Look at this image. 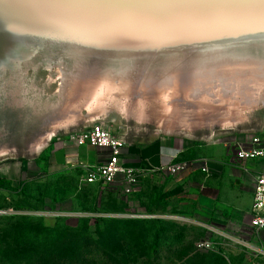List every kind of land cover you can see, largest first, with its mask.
Wrapping results in <instances>:
<instances>
[{
	"label": "rangeland",
	"instance_id": "1",
	"mask_svg": "<svg viewBox=\"0 0 264 264\" xmlns=\"http://www.w3.org/2000/svg\"><path fill=\"white\" fill-rule=\"evenodd\" d=\"M179 30L202 37L201 67L183 55L184 70L198 72L200 82L164 95L163 46ZM214 44L252 55L242 64H210ZM237 94L257 99L244 102ZM261 107L264 21L255 12L215 0H0V146L18 148L0 159V168L31 160L28 143L86 120L107 118L103 126L120 138L209 136L233 122L250 123ZM172 185L142 177L126 194L72 174L48 175L37 165L19 184L0 187V251L27 230L35 244L68 238V257L77 262L85 252V264H264L242 231L213 221L211 204L199 211L186 203L183 186ZM44 228L59 232L51 236ZM202 242L212 248L199 249ZM0 264L25 263L0 257Z\"/></svg>",
	"mask_w": 264,
	"mask_h": 264
},
{
	"label": "crops",
	"instance_id": "2",
	"mask_svg": "<svg viewBox=\"0 0 264 264\" xmlns=\"http://www.w3.org/2000/svg\"><path fill=\"white\" fill-rule=\"evenodd\" d=\"M84 125L56 136L31 160L3 162L0 180L19 184L21 174L39 165L48 175L72 174L84 182L82 167L105 165L112 156L109 149L77 144L76 136ZM256 136L264 142V110L257 113L250 125L209 137L185 133L124 134L120 160L125 167L140 172L141 177L163 182L168 178L172 186H183L186 203L199 211L203 205L211 204L215 212L213 221L242 231L245 244L258 256L264 254V233L256 231L251 221L256 179L264 175V158L247 162L237 158L238 148H247ZM171 164L184 165L185 170L174 176L161 171ZM121 183L116 186L122 188ZM205 219L211 220L208 216Z\"/></svg>",
	"mask_w": 264,
	"mask_h": 264
},
{
	"label": "built area",
	"instance_id": "3",
	"mask_svg": "<svg viewBox=\"0 0 264 264\" xmlns=\"http://www.w3.org/2000/svg\"><path fill=\"white\" fill-rule=\"evenodd\" d=\"M76 141L79 146L90 145L96 148L109 149L110 161L99 167H82L85 172L84 183L87 185L113 186L122 182V190L131 194L138 185L141 173L125 167L120 160V150L125 145L122 138L116 136L112 131L101 124L92 125L88 130L77 134ZM237 158L241 161H255L264 158V142L261 137L253 138L247 148L239 147ZM185 170L181 164H171L162 168V172L170 175H178ZM205 171V170H204ZM252 227L264 233V175L256 179L254 203L252 207ZM199 249H211L210 242H202L197 246Z\"/></svg>",
	"mask_w": 264,
	"mask_h": 264
},
{
	"label": "water",
	"instance_id": "4",
	"mask_svg": "<svg viewBox=\"0 0 264 264\" xmlns=\"http://www.w3.org/2000/svg\"><path fill=\"white\" fill-rule=\"evenodd\" d=\"M188 31H178L177 33H173V35H169L166 36L169 39L167 40V44L165 46H163V48L167 49L168 53L164 54L162 61L165 63V65L169 68L163 70V75L166 73L167 76V88L166 86H164V95H166V91L167 93H169L170 90L169 87H175L177 86L178 91H186V86L187 84L191 86L194 85V80H200V74L198 72H191V71H186L184 69H186L188 66L186 64L187 62V58H185L183 55H188V59L189 58H195L194 62H192V66H198L201 67L202 63H203V59H202V53H201V35H185V33H187ZM211 37V36H209ZM224 37V36H222ZM196 43L198 45H196ZM213 50L216 49L217 52L213 53L209 63L210 64H215L216 62H221V61H227V60H233L234 62L239 60V63L242 64L243 61H248V59H245L246 55H252V54H245V57H243V52H241L240 50H237L238 48L236 47L235 49L237 50V52H233L234 50H232V47H223L221 45L218 44H214L212 45ZM222 48H227L231 51L229 52H220L218 50L222 49ZM187 49H189V53L187 54L186 51ZM196 49H198L199 51L196 52ZM226 49V50H227ZM229 53V54H228ZM197 55V58H196ZM183 56V57H182ZM249 61H251V59H249ZM174 63V64H173ZM241 64H239V66H242ZM183 66V67H182ZM254 68H256L258 65H256V63H254L253 65ZM171 67V68H170ZM182 67V68H181ZM172 72V73H171ZM200 82V81H199ZM169 95V94H167ZM234 97V96H233ZM238 97H240L241 99H245L243 100L244 102H251L253 101L252 98L257 99L256 96H251V94L249 95H244V94H237L235 96V98L238 99ZM252 97V98H251ZM234 98V99H235ZM165 101V99H163ZM249 100V101H248ZM264 107H261L259 109L256 110V114L254 115V117H256L257 113L259 111H263ZM238 121V120H236ZM253 121V119H252ZM251 121V122H252ZM250 122V123H251ZM86 125H84V127H82L78 133L84 132L86 130H88L92 125L95 124H101V125H106L107 124V118L106 119H91V120H86L85 122ZM83 123H79L78 126L74 127V128H69V129H65L64 131L66 132H72L75 131L77 128H79V126ZM250 123H244V124H239V122H233V124L231 125H226L223 126L222 129H219L220 131L217 132H222V131H226V130H230V129H239L241 127H244L245 125H250ZM217 132H212L209 136H211L214 133ZM174 133H181V132H174ZM172 133H166V134H174ZM186 134H191L193 135V133H186ZM195 134V133H194ZM207 136V137H209ZM55 137V136H54ZM53 137V138H54Z\"/></svg>",
	"mask_w": 264,
	"mask_h": 264
},
{
	"label": "trees",
	"instance_id": "5",
	"mask_svg": "<svg viewBox=\"0 0 264 264\" xmlns=\"http://www.w3.org/2000/svg\"><path fill=\"white\" fill-rule=\"evenodd\" d=\"M10 183L6 180H0V187ZM45 230L51 236L57 235L59 232L56 229L44 228ZM28 236L27 230L17 232L12 241L6 245V251H0V257L5 260L7 259L9 262L18 260L25 264H85L88 260V258H85V252L81 253L80 261L77 262L68 257V238L63 239L61 242L39 241L38 244H35L33 240H28ZM79 239V241L84 240V238Z\"/></svg>",
	"mask_w": 264,
	"mask_h": 264
},
{
	"label": "bare ground",
	"instance_id": "6",
	"mask_svg": "<svg viewBox=\"0 0 264 264\" xmlns=\"http://www.w3.org/2000/svg\"><path fill=\"white\" fill-rule=\"evenodd\" d=\"M229 54V53H228ZM174 64V63H173ZM239 73V72H238ZM236 74V73H235ZM241 75V74H240ZM232 76H233V74H232ZM237 76H239L238 74H237ZM244 76V75H243ZM246 77V76H245ZM239 78H240V76H239ZM243 78V77H242ZM246 79V78H245ZM240 80H241V78H240ZM248 81V80H247ZM247 87H249V86H247ZM252 87H254V86H252ZM248 89V88H247ZM213 106V105H212ZM212 106H211V108H212ZM223 106V105H222ZM225 106H227V105H225ZM232 106V105H231ZM235 105H233V107H232V109H234L235 107H234ZM219 107V106H218ZM244 107V106H243ZM243 107H242V109H243ZM239 108V107H238ZM248 108V107H247ZM212 109H214V108H212ZM229 109H231V108H229ZM229 109L227 110V112H229ZM237 109V108H236ZM240 110H241V107L239 108ZM210 110V109H209ZM223 110H225V109H223ZM235 110V109H234ZM217 111V110H216ZM215 111V112H216ZM219 111H221V109L219 110ZM215 112H213V113H215ZM225 111H223V113H224ZM226 112V113H227ZM238 112V111H237ZM220 113H222V111L220 112ZM219 113V114H220ZM229 113H231V112H229ZM62 115V114H61ZM221 115V114H220ZM192 124V123H191ZM158 126V125H157ZM163 126V125H162ZM164 126H165V124H164ZM161 127V126H160ZM161 128H163V127H161ZM59 129V128H58ZM64 129H67V128H64ZM164 129V128H163ZM162 129V130H163ZM169 129V128H168ZM167 129V130H168ZM174 130H176L175 128H173ZM172 128L170 129V130H173ZM157 130H159V129H157ZM52 131V130H51ZM59 131V130H58ZM161 132V131H160ZM45 133V132H44ZM56 133H57V130L56 131H53V132H51V133H49V134H47L45 137H40V138H37L34 142H31V143H28L27 145H26V147H25V153H28V155L29 156H34V155H37L38 153H40L49 143H50V141L53 139V137L56 135ZM169 133V132H168ZM18 153V148L16 147V146H14V145H8V144H5V145H3L2 144V146H0V159L1 158H4V157H9V156H13V155H16ZM22 153V152H21Z\"/></svg>",
	"mask_w": 264,
	"mask_h": 264
},
{
	"label": "snow or ice",
	"instance_id": "7",
	"mask_svg": "<svg viewBox=\"0 0 264 264\" xmlns=\"http://www.w3.org/2000/svg\"><path fill=\"white\" fill-rule=\"evenodd\" d=\"M102 2V0H97ZM154 2H165V0H154ZM216 3L239 6L247 12L257 13L264 21V0H215ZM259 5V8L257 7Z\"/></svg>",
	"mask_w": 264,
	"mask_h": 264
}]
</instances>
